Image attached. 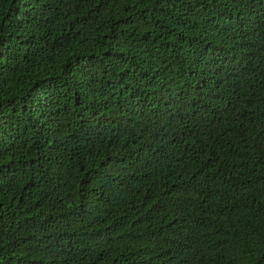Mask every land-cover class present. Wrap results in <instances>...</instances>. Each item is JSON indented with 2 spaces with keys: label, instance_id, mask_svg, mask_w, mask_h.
I'll return each instance as SVG.
<instances>
[{
  "label": "trees",
  "instance_id": "16d2710c",
  "mask_svg": "<svg viewBox=\"0 0 264 264\" xmlns=\"http://www.w3.org/2000/svg\"><path fill=\"white\" fill-rule=\"evenodd\" d=\"M0 264H264V0H0Z\"/></svg>",
  "mask_w": 264,
  "mask_h": 264
}]
</instances>
